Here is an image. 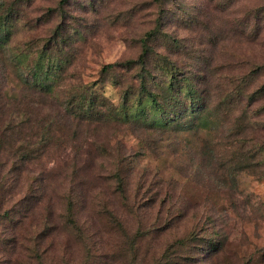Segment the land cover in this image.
Wrapping results in <instances>:
<instances>
[{
	"label": "rangeland",
	"instance_id": "rangeland-1",
	"mask_svg": "<svg viewBox=\"0 0 264 264\" xmlns=\"http://www.w3.org/2000/svg\"><path fill=\"white\" fill-rule=\"evenodd\" d=\"M152 31L153 83L206 98L170 129L108 117ZM0 46V264H264V0H0Z\"/></svg>",
	"mask_w": 264,
	"mask_h": 264
},
{
	"label": "trees",
	"instance_id": "trees-1",
	"mask_svg": "<svg viewBox=\"0 0 264 264\" xmlns=\"http://www.w3.org/2000/svg\"><path fill=\"white\" fill-rule=\"evenodd\" d=\"M155 32L152 31L148 35H146V39H144L143 44V50L141 55L137 59L128 60L123 63H117V64H111L108 66H105L103 69V72L105 74H110L112 71H121L123 74V78H132V85L126 86L127 90L125 88L121 89L122 94V100L119 106H111V115H109L110 120H118V119H127L131 121V124H141L144 121H146L148 117V113L155 112L154 121V129H161L166 128L170 129L175 124L177 118H178V111L182 110L181 104H178L179 102V96L181 94V89H187V92L185 93L186 99L189 98L190 100V106H192V111L190 114H188L185 118H194V115L199 114V110H196L197 106L201 103L203 104L202 110L200 108V114H202L203 108L206 103V98L204 97L203 92L200 93L198 90H195L193 87L190 86L189 80L185 79L184 81H179L176 74L172 73V78L169 79V81L162 84H155L153 83L155 81V73L152 71V69L149 67V59H150V46H149V40L154 38ZM60 36V35H59ZM0 49L5 50L6 48L3 46H0ZM4 68L6 69L5 62L1 63ZM37 71H34L33 77H35V87H41L43 89H48L50 87V78H48V75L46 74V82L39 80V73L40 70L42 71V58H38L37 60ZM60 67V65H56V68ZM163 69H166V66L162 67ZM169 69V66H168ZM137 70L140 71V74L135 73L134 77L130 75L132 72H136ZM201 77V76H200ZM200 82L203 81L202 78H199ZM33 81V80H32ZM123 82L120 81L119 84L121 85ZM207 84V81H205ZM198 85V87H199ZM34 87V88H35ZM88 89L89 88H84ZM134 89V92L131 90ZM197 91V96L193 99V94ZM182 93V94H184ZM132 96L135 97V100H132ZM97 97L95 93L92 91L84 94L79 95L76 100V105L79 106V109H81V115L83 116V119H86L87 122L92 121H98L97 119H93L94 111L97 106ZM0 103L1 106H6L4 102V95L2 92H0ZM150 105L149 108H147V105ZM149 109L148 113L147 110ZM3 117V111L0 110V121ZM140 121V122H139ZM139 122V123H138ZM9 126V125H8ZM152 126V125H151ZM148 126V127H151ZM8 128V127H7ZM6 129V126H5ZM4 129L3 135H7V132ZM192 129V126L189 128ZM7 130V129H6ZM235 131V128H234ZM233 146V144H232ZM195 154L197 156H200L202 159H206L205 165H208L210 167V171H212L213 166L210 164V162L214 161V154L209 150V148L206 145H201V147L194 148ZM26 154H23V156ZM27 156V155H26ZM119 192L121 194H124V180L122 174L118 172L117 174V180H116Z\"/></svg>",
	"mask_w": 264,
	"mask_h": 264
}]
</instances>
